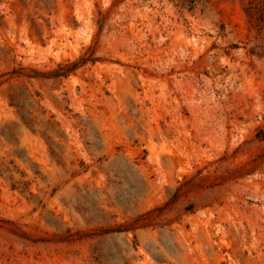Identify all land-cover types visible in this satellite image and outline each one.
<instances>
[{
    "label": "rangeland",
    "instance_id": "obj_1",
    "mask_svg": "<svg viewBox=\"0 0 264 264\" xmlns=\"http://www.w3.org/2000/svg\"><path fill=\"white\" fill-rule=\"evenodd\" d=\"M0 264H264V0H0Z\"/></svg>",
    "mask_w": 264,
    "mask_h": 264
},
{
    "label": "trees",
    "instance_id": "obj_2",
    "mask_svg": "<svg viewBox=\"0 0 264 264\" xmlns=\"http://www.w3.org/2000/svg\"><path fill=\"white\" fill-rule=\"evenodd\" d=\"M81 63H83V61ZM81 63H74V64H72V70L73 69H77L80 66Z\"/></svg>",
    "mask_w": 264,
    "mask_h": 264
}]
</instances>
